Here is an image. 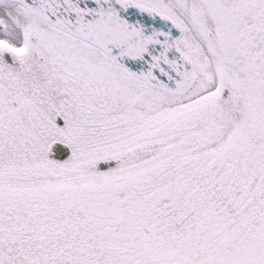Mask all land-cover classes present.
I'll return each mask as SVG.
<instances>
[{
  "label": "snow or ice",
  "instance_id": "1",
  "mask_svg": "<svg viewBox=\"0 0 264 264\" xmlns=\"http://www.w3.org/2000/svg\"><path fill=\"white\" fill-rule=\"evenodd\" d=\"M0 264H264V0H0Z\"/></svg>",
  "mask_w": 264,
  "mask_h": 264
}]
</instances>
